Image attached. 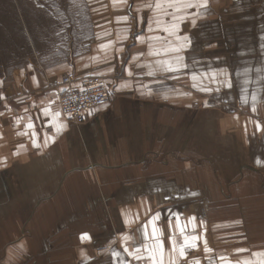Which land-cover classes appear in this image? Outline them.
Segmentation results:
<instances>
[{
    "label": "crops",
    "instance_id": "1",
    "mask_svg": "<svg viewBox=\"0 0 264 264\" xmlns=\"http://www.w3.org/2000/svg\"><path fill=\"white\" fill-rule=\"evenodd\" d=\"M149 3L0 0V264H146L123 244L141 243V226L157 213L166 248L170 234L182 241L172 214L195 217L188 231L201 238L180 264L264 251V0L191 9L197 24L182 22L179 33L191 37L187 68L174 72L149 52L146 38L166 35L155 24L139 35L144 43L132 42L130 19L154 16ZM65 72L75 73L73 88L95 75L109 89L108 103L79 125L59 108ZM193 73L215 99L194 106ZM44 108L60 113L62 131Z\"/></svg>",
    "mask_w": 264,
    "mask_h": 264
},
{
    "label": "snow or ice",
    "instance_id": "2",
    "mask_svg": "<svg viewBox=\"0 0 264 264\" xmlns=\"http://www.w3.org/2000/svg\"><path fill=\"white\" fill-rule=\"evenodd\" d=\"M118 2H123V0H113L114 5ZM145 7L150 9L155 14L154 16H150L148 18V31H154L152 25L155 24L156 29H159L166 34L163 37L153 35L146 38L149 42V52L151 55L158 56L163 53V55L167 57L166 59L157 60L156 64L162 66L163 71L165 72H174L180 70L181 68H187V64L184 63L185 57L181 53L191 47V37L188 34H179L181 32L182 22L190 20L191 25L195 27L197 24L196 16L200 13L199 11L192 12L190 10L207 9L208 0H155L154 4L149 3L145 5ZM165 17H168L169 19L165 20ZM120 19L127 20V17L118 18V22ZM105 35H107V33H105ZM169 37L172 39H168ZM121 39L127 40L128 36L125 35ZM135 40L140 43H144L145 37L137 35L135 36ZM153 41L161 42L160 47H154L151 43ZM112 44V41H108L107 43L100 44L99 47L101 49H108L112 46ZM117 51H122V49H117ZM108 71H112V69L110 68ZM128 74L132 75L131 72ZM148 75L151 76L152 72H149ZM191 79L195 81L197 79V75L193 73L191 75ZM213 82H215V73H213ZM226 86L230 88L231 83H227ZM193 87H196V85L194 84ZM199 90L201 92L212 91L211 88L204 86H200ZM60 91L63 92L64 89H61ZM217 91H219V89H217ZM253 99H255V97H253ZM42 113L46 116L50 115L52 117V119L49 120V123L52 124L55 121V129L57 132L62 131L64 125L58 123V118L60 116L59 112L51 113L49 108H44L42 109ZM88 114L91 115V110H89ZM25 127L33 129L34 125L30 121L25 125ZM256 128L259 130L260 125L257 124ZM22 134L28 135L27 132ZM31 135L33 138V147H39L36 141L37 134L34 130ZM48 139L53 138L46 136L45 145H47ZM172 215L175 218V229L182 237V241L180 243H177L173 235L170 234L168 236L169 247H165L163 238L164 230L158 225L159 214L157 213L149 217L147 222L141 226L140 232L142 234V242L136 243L131 249L127 246V243H124L123 251L131 257L132 260L138 262L145 261L146 264H180L181 261L187 260L188 251L197 248V241L201 238L200 236L191 234L188 231L190 225L194 231L195 217H190L187 222H182L179 213H173ZM128 223L129 221L126 220L125 224ZM83 238H87V234H83L82 239ZM121 239L122 242H126L132 239V237L122 235ZM18 247L22 248L23 245H19ZM204 251L205 253L212 252V249L208 247L206 240L204 241ZM235 252L244 254L249 252V250L245 248H237L235 249ZM111 255L114 260L120 257V253L116 251H113ZM205 258L209 260L210 264H216V261H219V264H264V251L251 252L250 257H244L238 260H232L226 256H206ZM120 264H127V261L121 260ZM188 264H200V260L198 258H193L188 260Z\"/></svg>",
    "mask_w": 264,
    "mask_h": 264
},
{
    "label": "built area",
    "instance_id": "3",
    "mask_svg": "<svg viewBox=\"0 0 264 264\" xmlns=\"http://www.w3.org/2000/svg\"><path fill=\"white\" fill-rule=\"evenodd\" d=\"M128 16H133L132 4L126 7ZM75 73L65 72L60 77L63 92L59 93V106L63 117L71 124H81L87 110L105 105L109 101V89L102 78L86 75L80 78L81 87L73 88ZM134 264V263H133Z\"/></svg>",
    "mask_w": 264,
    "mask_h": 264
},
{
    "label": "rangeland",
    "instance_id": "4",
    "mask_svg": "<svg viewBox=\"0 0 264 264\" xmlns=\"http://www.w3.org/2000/svg\"><path fill=\"white\" fill-rule=\"evenodd\" d=\"M135 1V0H133ZM132 4V3H131ZM140 17V21H139V25L137 24V20H136V15L134 18H131L130 21L134 24H136V29L134 28L133 30V38H132V42L135 41V36L140 35L142 33H145V28L146 25L148 23V18L150 17V15H148V12H142V15L139 16ZM138 25V26H137ZM179 81V80H178ZM183 82V80H182ZM200 82V80H195L193 81V83L196 85V87H193V91H192V96H193V104L194 106H200L202 103V100L204 98L208 99V101L210 102L211 100L215 99L214 96L210 95L211 92H209V94L207 93H202L199 90V87H197V84ZM179 83V82H178ZM179 85V84H178ZM212 89V93H215L216 88H211ZM110 98V96H109ZM74 125V124H73ZM79 125V124H77Z\"/></svg>",
    "mask_w": 264,
    "mask_h": 264
},
{
    "label": "bare ground",
    "instance_id": "5",
    "mask_svg": "<svg viewBox=\"0 0 264 264\" xmlns=\"http://www.w3.org/2000/svg\"><path fill=\"white\" fill-rule=\"evenodd\" d=\"M59 108H60V106H59ZM61 111V110H60ZM62 113V112H61Z\"/></svg>",
    "mask_w": 264,
    "mask_h": 264
}]
</instances>
